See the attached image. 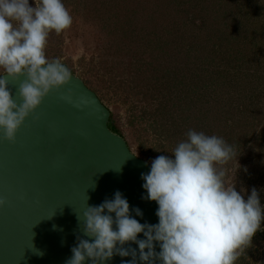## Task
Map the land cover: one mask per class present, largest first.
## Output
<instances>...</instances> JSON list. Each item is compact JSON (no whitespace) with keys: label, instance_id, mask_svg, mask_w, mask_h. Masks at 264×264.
<instances>
[{"label":"rangeland","instance_id":"obj_1","mask_svg":"<svg viewBox=\"0 0 264 264\" xmlns=\"http://www.w3.org/2000/svg\"><path fill=\"white\" fill-rule=\"evenodd\" d=\"M64 4L73 23L45 55L97 94L131 151L151 164L190 128L222 136L239 151L236 190L264 205V0ZM236 264H264V223Z\"/></svg>","mask_w":264,"mask_h":264},{"label":"clouds","instance_id":"obj_2","mask_svg":"<svg viewBox=\"0 0 264 264\" xmlns=\"http://www.w3.org/2000/svg\"><path fill=\"white\" fill-rule=\"evenodd\" d=\"M72 23L64 0H32L31 5L30 0H0V130L5 140L14 142L43 97L72 77L61 58L45 55L49 34L59 35ZM21 75L25 80L19 85L18 105L5 77ZM70 97L69 91L61 98ZM185 136L170 156H157L150 170L141 173L146 192L141 199L157 204L158 222L140 223L132 214L143 217L141 209L130 210L116 191L112 199L87 206L82 219L78 216L87 239L77 237L65 264H105L114 255L131 257L122 264H236L245 255L261 229L264 205L256 188L246 198L244 189L236 190L237 147L222 136L191 128ZM4 204L0 198V207ZM141 233L144 238L138 239ZM129 242L137 248H125ZM37 255L43 253L37 250Z\"/></svg>","mask_w":264,"mask_h":264},{"label":"water","instance_id":"obj_3","mask_svg":"<svg viewBox=\"0 0 264 264\" xmlns=\"http://www.w3.org/2000/svg\"><path fill=\"white\" fill-rule=\"evenodd\" d=\"M5 79L19 105L25 77ZM69 91L70 101L62 99ZM111 124L108 107L72 72L67 84L51 89L26 117L14 142L0 130V198L5 200L0 207V264H65L77 237L87 239L78 216L82 219L87 206L112 199L116 191L130 210L141 209L143 217L132 214L140 223L158 222L157 204L141 199L146 192L140 177L150 163L133 153ZM130 259L114 255L105 264Z\"/></svg>","mask_w":264,"mask_h":264},{"label":"trees","instance_id":"obj_4","mask_svg":"<svg viewBox=\"0 0 264 264\" xmlns=\"http://www.w3.org/2000/svg\"><path fill=\"white\" fill-rule=\"evenodd\" d=\"M73 72V71H72ZM1 73V72H0ZM110 114H111V117H113V118H115V116H114V114L112 113V112H110ZM110 127H111V129H113V130H116L125 140H126V142H127V139H126V137H125V135H124V133H123V131H122V129L119 127V124L117 123V126H115L114 124H111L110 125ZM127 144H128V146H129V143L127 142ZM129 148H130V146H129ZM264 223V220H262L261 221V225Z\"/></svg>","mask_w":264,"mask_h":264}]
</instances>
